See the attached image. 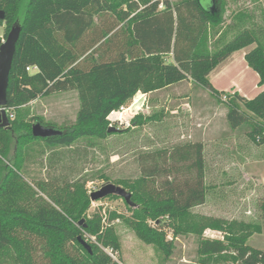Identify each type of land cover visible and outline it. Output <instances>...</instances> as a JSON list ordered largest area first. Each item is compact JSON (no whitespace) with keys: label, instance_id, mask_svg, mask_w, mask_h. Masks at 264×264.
<instances>
[{"label":"trees","instance_id":"1","mask_svg":"<svg viewBox=\"0 0 264 264\" xmlns=\"http://www.w3.org/2000/svg\"><path fill=\"white\" fill-rule=\"evenodd\" d=\"M0 9L5 12L6 36L13 24L21 28L5 109L67 90H76L79 99L75 119L68 124L36 119L61 134L35 137L32 124L0 127V264H116L98 245L83 246L79 238L84 232L97 235L103 247L118 248L111 228L101 232L98 222L86 219L90 198L80 181L70 182L59 174L31 182L24 178L22 163L17 158L11 163L8 157L14 134L28 141L22 161L30 160L31 152H48L47 167L63 169L64 158L74 163L84 156L78 141L115 133L108 131L109 114L138 91L168 88L189 79L195 89L206 90L223 104L233 132L264 144V88L246 98L238 91H219L208 77L233 51L254 44L243 57L257 73L258 86L264 85V27L241 26V13L222 27L226 0H0ZM230 29L237 30L230 40L205 49L210 32L217 42ZM34 66L35 70L26 69ZM157 118L137 113L130 122L140 126ZM34 142L43 146L37 150ZM166 154L158 151L157 158L161 161ZM168 155L182 166H163L154 159L142 168L136 182L122 183L137 207L133 220L127 222L165 258L172 253L171 241L161 225L152 227L147 220L185 218L206 199L203 144L186 142ZM182 170L192 173L179 177ZM154 178L157 186L150 187ZM87 181L84 178L82 183ZM260 209L264 215V196ZM197 226L200 234L205 228L222 233L221 238L199 236L200 256H222L232 264H264V250L248 244L250 235L260 232L258 224L202 216Z\"/></svg>","mask_w":264,"mask_h":264},{"label":"rangeland","instance_id":"2","mask_svg":"<svg viewBox=\"0 0 264 264\" xmlns=\"http://www.w3.org/2000/svg\"><path fill=\"white\" fill-rule=\"evenodd\" d=\"M169 1L175 3L179 0ZM237 13L243 15L242 22L239 23L241 26L250 27L256 24L264 27V0H226L222 27L236 20L234 15ZM6 26L7 23L2 20V41L6 39ZM236 31L228 30L217 42L216 35L210 32L205 49L210 51L222 46ZM253 46L254 44H251L233 51L214 68L209 80L216 89L231 92L224 89L228 88L233 80L239 81L243 89L248 91L259 87L254 95L264 88V85L258 86L257 73L248 65L246 71L239 63L240 59L246 62L242 54ZM165 58L170 59V56ZM224 68H227L226 72L221 71ZM218 72L220 74L216 75ZM195 88L192 81L187 79L165 89H156L147 98L139 92L136 93L124 106H138L134 115L156 114L158 118L135 126L130 122L134 115L129 111L111 115L108 119L112 122L110 126L117 129L114 130L115 133L103 138L91 137L90 140L78 141L77 146L81 148L84 156L74 163L71 158H64L63 169L59 168L60 165L56 170L47 167L48 152L42 155L31 152L30 160L22 161V151L28 141L17 138V134H14L11 141L8 157L11 163L16 158L18 163H22L23 176L29 182L48 180V174H59L64 175L65 180L70 182L80 181L81 190L89 198L92 192L109 183L122 187L131 197V192L122 184L123 181L136 182L143 167L151 166L154 159L159 160L158 151H167L165 157L159 160L163 166H171L173 163L174 166L181 167L180 163L169 158L168 152L183 143L199 141L204 148L205 202L192 208L182 219L172 221L167 217H159L156 221L147 220L152 227L161 225L166 239L171 241L172 253L169 257H163V253L158 251L153 243L138 237L136 230L127 222L133 220L137 207L130 202V197L126 199L117 194H109L95 200L90 198L86 212V219L98 222L101 232L112 229V237L118 244L117 250L103 247L95 234L84 232L82 238L87 245H98L116 264H232L226 257L207 258L197 253L199 236L222 237L221 232L210 228H205L201 234L198 233L197 223L203 216L258 224L261 230L250 235L248 244L264 250V215L260 209L264 196V144L258 143L252 137L233 132L225 121L223 104L216 102L206 90ZM78 107L77 94L54 92L25 106L5 111L9 120L8 128L11 129L17 124H33L38 118L44 124H68L75 119ZM117 116H120V119H117ZM32 145L38 150L43 143L34 142ZM182 171L177 174L179 177L185 175L186 172ZM189 173L192 172L186 174ZM84 178L88 180L86 183H82ZM152 186H157V179H153V185L150 184V187ZM83 220L84 218L81 219ZM36 256H40L38 252ZM3 264L10 263L7 261Z\"/></svg>","mask_w":264,"mask_h":264},{"label":"water","instance_id":"3","mask_svg":"<svg viewBox=\"0 0 264 264\" xmlns=\"http://www.w3.org/2000/svg\"><path fill=\"white\" fill-rule=\"evenodd\" d=\"M5 17V12L0 9V20H3ZM20 26L18 24H13L7 33L5 41L0 39V127H9V120L6 115L5 105L7 103V87L9 80V73L12 66V60L16 50V43L20 34ZM117 130L113 127H109L108 131ZM32 135L40 138H47L57 134H61V131L51 127L43 125L40 122H35L31 127ZM109 194H117L124 196L126 199L130 197L129 193L125 190L116 186L112 183L104 185L98 191L92 192L90 198L92 200L99 199ZM81 244L89 249V245L79 238Z\"/></svg>","mask_w":264,"mask_h":264},{"label":"crops","instance_id":"4","mask_svg":"<svg viewBox=\"0 0 264 264\" xmlns=\"http://www.w3.org/2000/svg\"><path fill=\"white\" fill-rule=\"evenodd\" d=\"M119 26H121V24L119 25ZM129 33V32H128ZM242 56H244V53L242 54ZM242 58V57H241ZM168 59V58H167ZM170 60V59H169ZM239 63L244 67V69L247 71L248 70V66H247V63L246 62H244L243 60H241L240 59V61H239ZM216 68V67H215ZM214 70V69H213ZM213 70L211 71V72H213ZM221 71H224V72H226L227 71V68H224V69H222ZM210 72V73H211ZM210 73H209V75H208V77L210 76ZM220 73L218 72L216 75H219ZM212 83V82H211ZM175 85H177V84H175ZM213 85V84H212ZM215 87V86H214ZM163 89V88H162ZM165 89V88H164ZM258 89H259V87H254L252 90H250V91H248V90H245V89H243V87H242V84L241 83H239V81H236V80H233L231 83H230V85H229V87L228 88H226V89H224V90H234V91H238V93L240 94V95H242V96H244V97H246V98H252L253 96H255L254 94H255V92H256V90L258 91ZM155 91V90H154ZM64 93H71V94H77V91L76 90H67V91H63ZM139 93H141L142 95H143V97H146L147 98V96L149 95V94H151L153 91H150V92H143V91H138ZM137 92V93H138ZM52 94V93H51ZM50 95V94H49ZM77 96H78V94H77ZM39 98H37V99H35V100H33V101H31V102H34V101H37ZM224 117H225V112H224ZM226 121V120H225ZM202 205V204H201ZM199 206V205H198Z\"/></svg>","mask_w":264,"mask_h":264},{"label":"built area","instance_id":"5","mask_svg":"<svg viewBox=\"0 0 264 264\" xmlns=\"http://www.w3.org/2000/svg\"><path fill=\"white\" fill-rule=\"evenodd\" d=\"M161 6V5H160ZM27 70H35L36 69V67L34 66V67H27L26 68ZM138 106H134V105H130V106H124V105H122V106H120L117 110H114V111H112L110 114H109V116L108 117H110L111 115H116V114H118V115H120V114H122V113H124V112H126V111H129L132 115H134V111H136V108H137ZM117 119H120V116H117Z\"/></svg>","mask_w":264,"mask_h":264}]
</instances>
